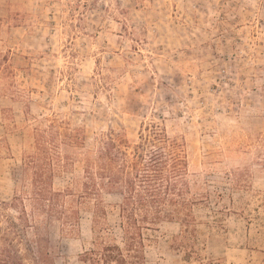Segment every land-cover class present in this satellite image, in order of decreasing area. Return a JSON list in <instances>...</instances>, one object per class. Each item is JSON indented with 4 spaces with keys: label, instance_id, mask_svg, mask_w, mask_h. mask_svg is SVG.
I'll return each mask as SVG.
<instances>
[{
    "label": "rangeland",
    "instance_id": "374dc122",
    "mask_svg": "<svg viewBox=\"0 0 264 264\" xmlns=\"http://www.w3.org/2000/svg\"><path fill=\"white\" fill-rule=\"evenodd\" d=\"M54 115L89 148L110 130L133 144L152 123L182 139L193 193L210 194L194 209L201 255L264 264V0H0V199L32 117ZM81 175L76 165L54 187ZM102 200L114 224L120 198ZM90 226L88 209L76 234L55 224L56 264H84ZM179 233L158 224L147 264H185Z\"/></svg>",
    "mask_w": 264,
    "mask_h": 264
},
{
    "label": "trees",
    "instance_id": "16d2710c",
    "mask_svg": "<svg viewBox=\"0 0 264 264\" xmlns=\"http://www.w3.org/2000/svg\"><path fill=\"white\" fill-rule=\"evenodd\" d=\"M32 120L31 150L11 197L0 199V264H56L52 228L76 234L87 209L91 241L79 254L84 264H147L150 232L163 221L179 224L175 241L185 264H222L199 250L194 209L210 194L193 193L182 139L152 123L141 126L133 144L123 131L110 130L89 148L83 129L64 118ZM76 165L82 175L75 186L55 188V176ZM104 193L120 198L114 224Z\"/></svg>",
    "mask_w": 264,
    "mask_h": 264
}]
</instances>
